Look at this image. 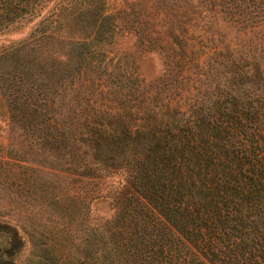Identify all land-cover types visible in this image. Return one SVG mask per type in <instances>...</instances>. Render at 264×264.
I'll return each instance as SVG.
<instances>
[{
	"label": "trees",
	"instance_id": "16d2710c",
	"mask_svg": "<svg viewBox=\"0 0 264 264\" xmlns=\"http://www.w3.org/2000/svg\"><path fill=\"white\" fill-rule=\"evenodd\" d=\"M71 1L0 51V167L46 218L19 231L1 202L0 264L23 232L26 264H264V0H179L162 37ZM30 10L0 1V31ZM123 32L158 53L152 81Z\"/></svg>",
	"mask_w": 264,
	"mask_h": 264
},
{
	"label": "rangeland",
	"instance_id": "374dc122",
	"mask_svg": "<svg viewBox=\"0 0 264 264\" xmlns=\"http://www.w3.org/2000/svg\"><path fill=\"white\" fill-rule=\"evenodd\" d=\"M3 1V0H0ZM95 0H84L81 5L87 4L92 7ZM104 7L109 9L108 11L118 12L119 20L116 22L119 30H123L126 25H131V28H137L141 32V35L147 37H162L166 36L167 32L165 25H174L175 17L173 15L175 5L179 0H103ZM22 3H27V6L31 9L29 12L13 18L7 27L0 31V51L13 46L18 42L28 40L30 38V31L34 24L38 20H44L47 22L49 19L55 17L54 13L50 12L51 9H61L63 11L68 10L71 0H20ZM163 4H166L165 6ZM56 7V8H54ZM67 15L63 16L61 23L67 19ZM55 20L52 21L54 25ZM63 27V25H62ZM62 27L57 30V33H66ZM139 27V28H138ZM142 28V30H140ZM170 34H175V30L172 29ZM113 50L116 51H147L145 52L141 60V73L146 79L153 80L160 73L161 63L158 53L152 49H145L142 43H137V37L134 33H122L118 34L114 44ZM15 133L9 131L8 124L0 115V153L8 148H14L15 145ZM18 168L12 164L9 168L0 167V203H5V207L9 212L13 222L17 223L19 231L21 228L26 229L28 223L33 219L45 220V214L33 213V209H30L29 202L25 197L24 192L16 188L15 184L10 185L9 179L12 177L14 180L17 175ZM10 196V197H8ZM14 199L17 201L14 206V201L7 204V199ZM20 200H23L22 202ZM0 209H2L0 207ZM113 207L107 198H100L93 201L91 205L92 221L99 222L104 217L112 215ZM26 233V232H25ZM24 243L19 251L18 261L15 264H26L25 258L31 248V243L28 237L23 232Z\"/></svg>",
	"mask_w": 264,
	"mask_h": 264
}]
</instances>
